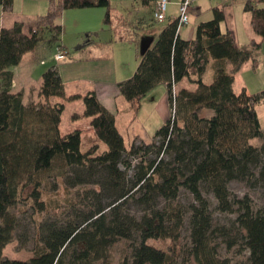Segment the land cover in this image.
<instances>
[{
    "label": "trees",
    "instance_id": "obj_1",
    "mask_svg": "<svg viewBox=\"0 0 264 264\" xmlns=\"http://www.w3.org/2000/svg\"><path fill=\"white\" fill-rule=\"evenodd\" d=\"M152 1L140 0L143 5ZM12 5L13 0H0L3 12H10ZM86 7L106 8L108 22L109 0H48L46 13L27 30L17 21L0 26V264H107L109 249L118 239L131 241L129 255L119 264H229L221 250L239 241L249 264H264V206L254 208L247 195L232 196L228 188L232 180L264 182V133L255 109L264 101V90H233L234 72L255 60L259 42L239 47L232 29H220L225 20L221 7L197 23L192 39L181 38L177 17L171 19L117 89L136 112L141 99L164 83L174 113L156 130L154 140H134L125 147L114 114L96 93L65 96L54 66L42 72V102L23 104L22 92L11 91V67L43 37L48 45L63 49L58 22L62 11ZM244 11L262 40L264 0H246ZM209 61L212 79L206 83L202 76ZM191 75L195 88L176 90L175 85ZM51 97L81 99L83 111L72 118L90 117L91 129L106 149L97 153V145H92L81 151L78 129L61 134L64 104L50 103ZM205 110L212 114L204 116ZM255 138L261 139L259 145L251 143ZM53 178H63L66 189L76 188L74 198L40 222L28 260L3 257L17 228L10 210L20 193L32 186L30 196L42 211L41 186ZM181 190L190 195L187 204L179 199ZM205 193L212 195L220 213L235 215L236 236L225 225L214 224ZM185 224L189 243L182 246ZM150 239L170 240L158 260L145 255Z\"/></svg>",
    "mask_w": 264,
    "mask_h": 264
},
{
    "label": "rangeland",
    "instance_id": "obj_2",
    "mask_svg": "<svg viewBox=\"0 0 264 264\" xmlns=\"http://www.w3.org/2000/svg\"><path fill=\"white\" fill-rule=\"evenodd\" d=\"M176 0H169L167 4L166 20L162 23L161 21H156L153 23L154 26L161 29L168 21L174 19L178 16V5L179 2H175ZM213 3H218L217 5H223L219 0H211ZM240 0H228L227 3H224L223 8L225 12V20L227 22H233V17L229 21V14L234 11L235 5L240 3ZM140 0H122L121 2L110 1L111 6V15L112 18L118 17V14H122L118 19L122 18L121 16L127 17L129 10H135L137 7H141ZM48 0H13V11L12 16L19 19V21L23 22L24 30H27L29 27L35 25L36 17L39 12V8L47 7ZM145 12L147 9L144 10ZM233 12V14H235ZM41 15H44L45 8L42 10ZM190 16V15H189ZM188 16V25H182L179 28L181 35H189L186 34L185 30L188 27L191 28L192 21L191 17ZM238 22V20H236ZM224 22V21H223ZM222 22V27L224 26ZM6 23V22H5ZM9 25V24H5ZM182 28V29H181ZM127 29L132 31L134 30L132 26H127ZM138 40L141 36V33L138 34ZM63 36L60 37V44L69 42V39H63ZM43 40L39 43L36 52L37 58L32 65V69L30 71H22L20 80L27 82V80L35 81V78L40 79L42 72L46 69H49L51 66H55L61 75H66L68 68L66 62L74 52L73 46H68L64 54V59L57 61L54 56L57 52V45L55 43L47 44L46 41ZM137 40V46L132 44L133 50V59L130 61V66H132V73H134L140 56V47L145 45L144 43L139 44ZM71 42V40H70ZM151 46V45H150ZM145 47V46H144ZM149 47V46H148ZM147 47V48H148ZM146 48V49H147ZM137 54H136V52ZM87 53H82L81 51L76 53L78 55H85ZM116 53V61H118L121 57ZM137 55V56H136ZM39 61H43L45 64L41 65ZM115 61V60H114ZM115 61V62H116ZM264 63V62H263ZM122 67V66H121ZM22 68V67H20ZM72 69V68H71ZM262 73H259V76H262L264 80V64H263ZM74 72V69H72ZM132 75V74H130ZM66 77V76H63ZM129 77V76H128ZM127 77V78H128ZM111 79V78H110ZM212 79V69H207L204 74L203 81L208 83ZM240 83L241 76L239 73L236 75V82L234 85V91L239 93L240 91ZM102 88H107L108 84H102L101 82L98 84ZM158 85L153 87L146 95L141 99L140 107L137 112L133 113L130 110L127 112L122 111L123 108L120 109V112L115 115V124L119 132L123 137V142L125 147H128L130 143L134 140L137 142L144 141L150 142L154 140V134L158 128L170 117V104L166 97V89L157 88ZM187 87L190 90L195 88L194 83H189L187 79H183L177 87ZM79 87L84 88V86H79L78 84L67 85V93L70 91H75V89H79ZM175 87V88H177ZM177 90V89H176ZM66 93V95H67ZM32 99L36 101V93L34 90L28 89L26 96L24 98V103H28ZM124 100V98H123ZM143 100V101H142ZM162 100V102H161ZM50 102H62V98L60 97H51ZM64 104L63 111L61 112L60 123H59V132L61 134H65L73 131L74 129H81V142H80V150L86 151L91 145H97V153H101L106 149V145L99 140L92 129H88L86 127L89 122V117H83L80 119H73L72 114L75 112H79L83 109L84 105L81 99L70 101V102H62ZM123 103L127 106L128 103L124 100ZM129 108V107H127ZM259 115L261 117V122L263 124L261 130L264 133V105L259 108ZM203 112H207L212 114V111L205 110ZM135 114V115H134ZM203 115V114H202ZM204 116L206 114L204 113ZM158 141V139H155ZM261 142L260 138H255L251 140V143L254 145H259ZM150 156L153 157L151 154ZM228 188L230 194L236 197H242L247 195L251 200L252 206L254 208H259L264 206V182L261 181H238L232 180L228 184ZM42 192L39 200L44 202V210L38 211L35 202L33 201V197L30 196L32 191V186H28L24 188V190L20 193V197L16 205L11 208V212L17 218V228L15 231L14 238L10 243H8L2 251V256L8 259H17V260H28L34 253L35 244L37 242V228L42 220H45L49 216H51L54 212H59L62 210V207L66 203V199L74 198L76 193L75 189H66L63 184V178L50 179L46 184L41 186ZM82 187H79V193L82 192ZM205 196L209 200L210 203V211L212 213L214 224L215 225H225L226 228L230 231L232 236H236V226L233 224L235 215L234 214H223L220 213L216 209V203L211 194L205 193ZM180 201L183 204H187L191 198L190 195L184 191H180L179 196ZM82 204H87L88 201L86 199H80ZM133 209V208H132ZM131 241L126 239H118L116 240L109 249L108 263L107 264H119L123 257H126L130 253ZM182 246H185L189 243L188 238V228L187 224L182 230L181 241ZM147 248L145 251V255L150 258L160 259L162 256L161 252L167 251L170 246V240L168 239H150L146 242ZM221 253L225 256L229 264H249L247 252L241 248L240 241L237 245L227 250L222 248ZM190 264H194L192 261Z\"/></svg>",
    "mask_w": 264,
    "mask_h": 264
},
{
    "label": "crops",
    "instance_id": "obj_3",
    "mask_svg": "<svg viewBox=\"0 0 264 264\" xmlns=\"http://www.w3.org/2000/svg\"><path fill=\"white\" fill-rule=\"evenodd\" d=\"M110 1L111 0H109L108 7V22H105L106 8L104 7L67 8L62 11L58 19V22L61 25L60 37L64 35L63 39H69V42H66L65 40V43H63L62 48L66 50L68 46H73L74 52L69 55V58L66 62L68 68L67 74L61 75L60 73L59 75L64 85L65 96L73 94L84 95L88 91H94L100 102L104 105V107L111 111L115 116L118 112H120L121 108H123L122 111L124 112L130 110L131 112L135 113V111L132 110L131 105L125 99L124 100L128 103L129 106L123 103V97L119 94L117 89V84L119 82L126 80L128 76H131L130 74H133L132 66H130V61H132L134 55L132 50V44L134 46L136 44L137 46V40L139 36L138 34L141 33V36L138 40L139 44H145V47L143 46V49L142 47H140L141 56L146 50V48L153 44L154 40L157 37V34L169 21L161 29L153 25V23L155 22L153 12L157 0H153L149 5H143L140 3L141 7H137V9L135 10H129L127 17L121 16L122 18L120 19L118 18L122 14H118V17L112 18ZM112 1L121 2L122 0ZM135 1H137L138 3L139 0ZM178 1L179 0H176L175 2ZM219 1L223 5L224 3L228 2V0ZM240 1V3L235 5V12L233 11L235 14H233V12L232 14L228 13L229 21L233 17V22L229 23L227 22V20H224V26L222 27L221 23L220 29L222 31H225L226 28L232 29L235 34L236 42L241 48H250V42L252 40L259 42V49H257V51L255 52V60H249L243 63L240 68L233 74V90L236 82V75L239 73V75L241 76L240 91L244 89L249 93H256L264 90V80L262 76H259V73H262L261 71L263 70L262 68L264 64V38L260 40V38L255 35L252 31L250 26V15L249 13L244 11V4L246 0ZM217 4L218 3H213L211 0H193L189 13V17H191V20H193L192 26L191 28L187 26V28L185 29L188 30L186 31V34H188L189 36L186 37V35H181L179 31L180 37L183 39H192L194 37L195 27L197 23L203 20L210 19L212 16V9L214 7H221L224 11L223 5ZM44 8L46 12L48 4L47 7ZM44 8L38 9L37 12L39 13L37 16L42 14L41 12ZM145 9H147L146 12L144 11ZM12 11L13 7L10 12H3L0 7V26L10 27L15 21L21 22L19 21V19L12 16ZM165 20L161 22L163 23ZM236 20H238V22ZM184 25H188V23ZM127 26H132L134 30H128ZM36 49L32 52L25 53L22 56L20 62L17 65L11 67V91L22 92L23 104H28L29 102L43 101V99L38 96L39 87L41 85V78H35V81H31L29 79L27 80V82L20 80V75L22 71H30L32 69V65L37 58ZM80 51L82 53L87 54L76 56V53ZM116 53H118V56L121 57L118 61H116ZM62 59H64V57ZM39 62L41 65L45 64L43 61ZM71 68L74 69V72H72ZM207 69H212V61H209L207 63L205 72L207 71ZM204 74L202 76V80ZM183 79H187L189 83H192L191 80L195 79V76L191 75V77ZM100 82L102 84H108L109 86L107 88H102L100 87V85H98ZM180 82H178L175 87H177ZM72 84H78L79 86H84V88L79 87V89H75V91H70V93H67V85ZM30 88L36 93V101L29 99L30 101H28V103H24V98L26 96L27 90ZM157 88L166 89V86L164 83H160L158 84ZM179 88L187 87L179 86L176 89ZM62 102L70 101H64L62 99ZM262 105H264V101L258 103L255 107L261 128L263 124L261 122V117L259 115L258 110L260 107H262ZM82 111L83 109L75 113L80 114ZM205 114L206 116H210V114L207 112H205ZM80 118L83 117H79L78 119ZM90 121L91 118L86 125L88 129H91ZM77 129L80 130L81 142V129Z\"/></svg>",
    "mask_w": 264,
    "mask_h": 264
},
{
    "label": "built area",
    "instance_id": "obj_4",
    "mask_svg": "<svg viewBox=\"0 0 264 264\" xmlns=\"http://www.w3.org/2000/svg\"><path fill=\"white\" fill-rule=\"evenodd\" d=\"M169 0H157L156 6L153 12V17L156 21H163L166 18L167 4ZM193 0H180L178 5V16H177V27L178 29L188 22V16L191 10ZM57 52L54 56L55 60H60L64 57L65 50L57 49ZM174 91V90H173ZM174 109L170 107V115H173Z\"/></svg>",
    "mask_w": 264,
    "mask_h": 264
}]
</instances>
